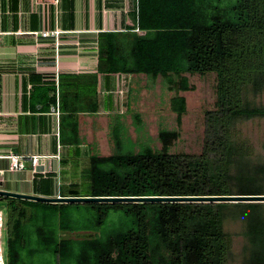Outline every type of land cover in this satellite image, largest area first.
<instances>
[{"label": "trees", "instance_id": "16d2710c", "mask_svg": "<svg viewBox=\"0 0 264 264\" xmlns=\"http://www.w3.org/2000/svg\"><path fill=\"white\" fill-rule=\"evenodd\" d=\"M140 0L137 28L99 35V72L163 78L180 124L189 76H216L215 109L205 115L199 154L173 151L179 130L162 129L160 148L135 152L123 124L111 131L115 153L93 155L85 184L61 186L63 197L264 195V161L239 134L241 120L264 118V0ZM139 29V32H134ZM65 80V83H64ZM61 77V140L80 144L78 114L95 113L94 89ZM56 91V88L54 89ZM55 101V98H53ZM142 125L140 113L134 115ZM38 193L57 194L48 177ZM81 187L86 190L82 194ZM48 189V190H46ZM7 203V264H229V223L242 225L244 264H264V203Z\"/></svg>", "mask_w": 264, "mask_h": 264}, {"label": "crops", "instance_id": "0c3cea01", "mask_svg": "<svg viewBox=\"0 0 264 264\" xmlns=\"http://www.w3.org/2000/svg\"><path fill=\"white\" fill-rule=\"evenodd\" d=\"M139 4L140 0H0V191L44 196L38 189L41 184L46 188L42 181L48 177L60 179L62 186L74 183L67 166L80 161L82 150L86 158L110 156L112 128L121 123L125 129L127 117L136 114L134 87L145 75L100 73L99 35L137 28ZM55 30L60 31L58 38L31 34ZM65 75L81 76L87 92H93L97 77L99 111L78 114V145L61 140L65 113L59 84ZM117 82L124 84L119 92L111 88ZM58 122L60 160L52 158L58 153ZM10 155L23 157L26 168L12 171ZM31 156L48 158L34 172ZM4 208L7 203L0 200L3 241ZM5 257L7 262L6 252Z\"/></svg>", "mask_w": 264, "mask_h": 264}, {"label": "rangeland", "instance_id": "374dc122", "mask_svg": "<svg viewBox=\"0 0 264 264\" xmlns=\"http://www.w3.org/2000/svg\"><path fill=\"white\" fill-rule=\"evenodd\" d=\"M231 5V0H227ZM128 77V76H127ZM190 83L194 89L188 92H181L180 95L186 98L187 113L183 116L181 123H178L177 115L171 107V100L175 92L170 91L163 78H159L152 83L149 78L143 76L137 81L134 87L133 99L135 112L142 116V125H136L133 115L127 117L125 122V138L131 149L140 150V145L149 142L155 149L160 148L158 136L162 129L179 130L180 139L177 141L173 151L178 153L199 154L203 148L205 136V115L207 111L215 109L216 104V76L208 74L205 77L199 75L189 76ZM124 84L119 82L111 84L112 90L123 88ZM256 106L264 107V94L255 99ZM236 129L242 139L250 144L258 159L264 161V118H254L251 120H241ZM116 151L114 143L111 141L109 155ZM88 152V151H87ZM90 156H85L84 150L81 152L79 162L71 161L67 166L70 170L72 184H85L84 170L90 167ZM83 195L86 190L81 187ZM4 215L7 217V210ZM227 232L232 237L233 257L229 264H244L243 248L245 239L242 236V225L240 223H229ZM4 252H7L8 236L4 235Z\"/></svg>", "mask_w": 264, "mask_h": 264}, {"label": "water", "instance_id": "95a60500", "mask_svg": "<svg viewBox=\"0 0 264 264\" xmlns=\"http://www.w3.org/2000/svg\"><path fill=\"white\" fill-rule=\"evenodd\" d=\"M0 196L24 199L34 202H44L51 204H84V203H264V195H231V196H183V197H44L40 195H28L0 191Z\"/></svg>", "mask_w": 264, "mask_h": 264}, {"label": "built area", "instance_id": "2783aa9c", "mask_svg": "<svg viewBox=\"0 0 264 264\" xmlns=\"http://www.w3.org/2000/svg\"><path fill=\"white\" fill-rule=\"evenodd\" d=\"M137 31H139L137 29ZM33 35H37V36H41L43 38H49V37H55V38H58V36L60 35V31L59 30H55V31H40V32H34V33H31ZM60 110L59 108L56 109L55 111V115L57 116V120L59 121V116H60ZM59 122H58V129H57V140H58V153L57 155H54L52 156V158H55L57 160H60L61 158V150L63 148V145L61 143V140H60V132H59ZM45 158H48V156H31L30 158H28V161L30 163V166L32 168V170L34 172L37 171V168L38 166L40 165L41 161ZM8 159L11 161L10 163V169L12 171H20V170H24L26 168V164L24 162V159L23 157H20V156H16V155H10L8 156ZM61 182H60V179H58L57 181V196L56 198H64L61 194ZM2 215L0 213V228H1V225L3 224L2 223ZM0 264H7L6 262V257H5V252H4V248H3V238H2V235H1V231H0Z\"/></svg>", "mask_w": 264, "mask_h": 264}]
</instances>
